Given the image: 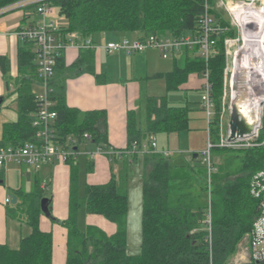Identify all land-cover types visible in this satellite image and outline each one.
<instances>
[{
    "label": "trees",
    "instance_id": "trees-1",
    "mask_svg": "<svg viewBox=\"0 0 264 264\" xmlns=\"http://www.w3.org/2000/svg\"><path fill=\"white\" fill-rule=\"evenodd\" d=\"M17 1L20 0H0V8ZM205 2L212 6L211 12L217 21L228 27V22L215 11V0H51V5L67 20V27L61 30L63 35L73 33L86 40L98 34L120 33L136 34L138 39H145L150 35L182 38L193 34L198 29ZM234 35L235 31L230 30L217 39L218 53L207 63L214 103L209 128L214 144L219 139L223 93V40ZM28 45L21 43L18 53L21 78L16 89L17 120L3 124L0 147L30 142L35 134L31 124L35 111V93L31 88L35 81V54ZM84 64L87 62L82 54L71 68L76 74L91 72V67L85 68ZM204 68L201 58L187 56L182 68L175 67L172 73L163 76L167 90H176L191 73L200 76ZM62 70L64 65L59 57L55 76ZM51 86L59 135L65 138L88 134L89 146L107 147L105 112L81 114L70 109L64 102L63 80L56 78L54 82L53 79ZM188 115L187 107H168L163 99L159 104L149 101L145 137L187 130ZM127 135L129 150L134 142L144 138L131 113L127 115ZM212 155L222 162L216 164L217 171L211 176L210 233L205 224L208 213L206 180L199 190L195 189V182L202 175L195 174L192 168L176 166L169 157L155 153L144 155L141 251L136 255L127 253L128 208L122 180L112 175L106 184L85 186L80 195L77 168L72 165L74 159L71 160L68 163L72 165L68 217L61 222L55 221L67 231L65 264H229L238 252L239 244L248 241L258 216V202L249 194V181L254 173L264 170V146L241 150L215 148ZM198 162L200 172L206 176L205 167ZM19 197L16 207L31 232L21 238L17 249L0 245V264H52V235L39 228L43 191L36 187L29 193L19 192ZM81 214L103 217L115 225V233L107 235L92 226L79 228Z\"/></svg>",
    "mask_w": 264,
    "mask_h": 264
},
{
    "label": "crops",
    "instance_id": "crops-1",
    "mask_svg": "<svg viewBox=\"0 0 264 264\" xmlns=\"http://www.w3.org/2000/svg\"><path fill=\"white\" fill-rule=\"evenodd\" d=\"M52 8L53 11L47 20L55 23L60 30L65 29L68 24L67 20L60 15L58 8L54 6ZM39 20L40 16L32 7L13 11L0 17V98H2V103L7 97L14 95L17 107L18 94L16 89L17 82L21 78L18 74V53L22 42L16 38L15 33L21 26L34 25ZM77 38L78 44H81L83 39L78 36ZM123 38L133 41L137 40L139 36L120 33L98 34L91 40L93 45L101 46V48H67L60 55L64 70L59 74L57 73L56 76L54 75L53 78L54 82L56 78L63 80L64 102L68 108L75 109L81 114L90 111H103L107 118L108 145L105 149L110 151L111 155L103 153L94 159L85 155H78L72 164L77 168V186L80 195H82L85 186L106 184L112 175L120 181H126L124 180L125 170L127 167H132L131 165L137 159V155L131 154L127 145V115L129 113L135 117L137 129L144 137L141 140H145L149 137H145L149 101L159 104L160 100L163 99L168 107H187L189 112L191 110L203 112L200 102L192 107L170 105L166 97V93L169 91L163 77L172 73L175 67L182 68L187 56L190 58L197 56L194 51L183 50L175 58L163 59L156 50H146L127 55L124 52L107 53L102 48L107 43L116 42ZM27 47L31 53H35L32 44ZM82 54L87 62L84 67H91V72L84 71L76 74V70L72 69L71 66L79 60ZM33 63L35 64V58ZM13 80L15 81L14 84H12ZM201 85L200 76L197 73H191L184 83L176 90L171 91L201 93ZM31 88L33 93L39 90L35 81H33ZM142 109L144 122L141 117ZM158 135L154 136L157 137ZM57 136L59 140L66 138H62L58 131ZM87 149L93 151L95 146H89ZM194 155L191 158L192 164L184 168L193 169V164L196 163L201 166L198 162L200 161L198 156L195 158ZM72 165L54 163L42 167L38 171L25 166L8 165L0 167V245L17 249L21 238L30 234L31 229L25 224V218L16 205L19 203V192L29 193L39 187L40 190L43 189V197L50 200L49 208L54 219V221L47 219L41 214L39 228L41 231L52 235V264H65L67 231L58 222L64 221L68 217ZM200 171L198 168L195 174H202ZM12 196L16 198L14 205L11 204ZM7 198L10 199L9 204L5 203ZM79 223H81L82 229L86 226H92L107 235H112L116 231L114 224L97 215L85 216L81 214ZM246 246V251H238L234 256L235 259L238 258L244 262L248 260L250 255L248 241Z\"/></svg>",
    "mask_w": 264,
    "mask_h": 264
},
{
    "label": "built area",
    "instance_id": "built-area-1",
    "mask_svg": "<svg viewBox=\"0 0 264 264\" xmlns=\"http://www.w3.org/2000/svg\"><path fill=\"white\" fill-rule=\"evenodd\" d=\"M220 2L223 4L222 0ZM256 5L260 7L258 8ZM31 7L36 9L40 20L34 25L21 26L16 31L15 36L22 43L32 44L35 49V82L39 89L34 95L35 111L31 118L35 134L30 142L0 147V167L8 165L25 166L38 171L42 167L54 163L68 164L80 154L91 159L103 153L111 155L110 151L101 146L95 147L93 151L88 150L91 140L88 134H83L81 137L68 136L59 140L55 128L57 112L54 109L55 103L51 98V82L61 53L69 47L98 49L101 46L93 45L90 38L78 44V38L75 34L63 35L55 23L47 20L53 11L51 0H20L0 8V17L13 11ZM243 9L264 12V0H235L228 4L226 11L230 19V28L223 27L217 21L211 12L212 6L205 2L198 29L191 35L182 38L150 35L145 39L133 41L123 38L102 46L107 53L124 52L127 55L146 50H156L163 59L175 58L179 52L188 50L194 51L205 63V68L200 74L202 82L200 106L207 125L208 140L205 150L198 153L197 156L206 170L208 213L205 224L209 233L211 226V176L217 171L216 163L212 159V150L215 148L241 150L264 146V80L261 77L264 71V30H261L260 23H257L250 16L246 17L245 20H239ZM231 29L235 31L236 38L225 37L223 40V44L231 49L228 57L230 61L225 71L231 73V99L234 86H236L237 91L247 93V98L244 101L246 104L239 105V113L243 114L249 121L251 129L247 134L229 139L228 128L226 136L220 134L218 142L214 144L210 138L209 128L214 116V103L207 63L218 53L217 39ZM243 56L246 57L247 61L250 59L252 62L244 68L240 67L242 65L240 60L243 59ZM238 61L241 70L238 68ZM238 73L240 74L239 83L236 82ZM261 136L262 139H260ZM140 151L170 157L168 151H157L155 136L134 142L130 153L137 155ZM249 194L258 202V216L248 237L250 255L244 264H264V170L251 176ZM5 203L9 204L10 199L7 198Z\"/></svg>",
    "mask_w": 264,
    "mask_h": 264
},
{
    "label": "rangeland",
    "instance_id": "rangeland-1",
    "mask_svg": "<svg viewBox=\"0 0 264 264\" xmlns=\"http://www.w3.org/2000/svg\"><path fill=\"white\" fill-rule=\"evenodd\" d=\"M215 0V11L220 17L226 22H228V27L230 28V19L226 7L228 4L235 0ZM226 6V7H225ZM258 8L259 5H256ZM259 11V10H258ZM263 12V11H262ZM232 32V29H231ZM236 38V33L234 36H229V39ZM231 49L227 48L223 44V54H224V70H223V93L220 104V115H219V135L226 136L228 130V120H229V108L231 104V73H226L225 69L229 64L230 59L229 53ZM15 81L13 80L12 84ZM239 83V81H238ZM237 100L244 102L247 98V93L245 91H238ZM187 95V99H186ZM167 100L170 105L173 106H196L200 102L201 93L195 91H169L166 93ZM16 97L14 95L7 97L0 106V138L2 135V124L6 122H14L17 120V111L15 101ZM198 110H191L189 112V122L188 129L179 133H171L169 135L160 134L156 138L157 151H168L170 153V160H172L176 165H181L187 167L192 164V154H198L205 150L206 143L208 140L207 135V125L204 120V113ZM142 121L144 122L143 109L141 113ZM222 149V148H218ZM224 149V148H223ZM228 150V149H226ZM148 151H140L137 154L136 161L131 165L132 167L126 168V175L124 176L123 190L126 191L127 196V218H126V240H127V253L131 255L139 254L141 251V229H142V191L141 185L144 179V155ZM82 155V154H80ZM77 158V157H76ZM213 162L217 165H221V159L218 156H213ZM75 160L72 161V164ZM193 170L196 172L199 168L198 163L193 164ZM198 180L195 182V189L199 190L203 184V180H206L205 174H201ZM79 228L82 229L81 223H79ZM247 241H243L239 244L238 251H246ZM230 264H244L246 261H241L238 258L231 260Z\"/></svg>",
    "mask_w": 264,
    "mask_h": 264
},
{
    "label": "water",
    "instance_id": "water-1",
    "mask_svg": "<svg viewBox=\"0 0 264 264\" xmlns=\"http://www.w3.org/2000/svg\"><path fill=\"white\" fill-rule=\"evenodd\" d=\"M236 86H234L232 91V99H231V106H230V112H229V120H228V128L230 132L229 139H233L235 137H240L244 134H247L250 132L251 124L248 120H246L245 116L243 114L239 113V104L237 100L238 94H237ZM2 103V98H0V105ZM194 157H197V154L194 155ZM16 202L15 196L11 197V204L14 205ZM50 200L48 198H43L40 201V212L45 216L47 219L53 220V217L50 212L49 208Z\"/></svg>",
    "mask_w": 264,
    "mask_h": 264
},
{
    "label": "bare ground",
    "instance_id": "bare-ground-1",
    "mask_svg": "<svg viewBox=\"0 0 264 264\" xmlns=\"http://www.w3.org/2000/svg\"><path fill=\"white\" fill-rule=\"evenodd\" d=\"M252 17L256 20L257 23H260V27H261V30H264V12H259V11H254V10H251V9H243L242 10V16H239V20H242V19H246V17ZM249 61L246 60V57L243 56V59L240 60V62L242 63V65H240V67L242 66L243 68L244 67H247L248 65H250L252 62L250 61V59H248ZM239 61H238V68L240 69L239 67ZM247 65V66H246ZM241 70V69H240ZM263 75H261V77L263 78L264 80V71L262 72ZM239 73H238V76L236 77V82L238 83L239 81ZM247 79H249V76H247ZM239 105L243 104L245 105L246 103L244 102H238Z\"/></svg>",
    "mask_w": 264,
    "mask_h": 264
}]
</instances>
